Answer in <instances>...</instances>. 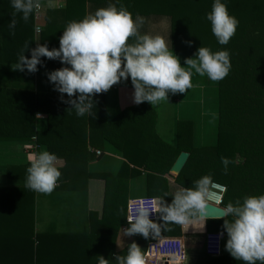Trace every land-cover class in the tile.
Returning a JSON list of instances; mask_svg holds the SVG:
<instances>
[{
  "label": "trees",
  "instance_id": "16d2710c",
  "mask_svg": "<svg viewBox=\"0 0 264 264\" xmlns=\"http://www.w3.org/2000/svg\"><path fill=\"white\" fill-rule=\"evenodd\" d=\"M45 1L41 0V3ZM221 2L227 5L229 15L239 21L235 35L226 45L218 43L211 31V22L207 20L214 0H68L65 8L67 11L69 5L73 4L78 5V10H81L80 19L73 17L71 21L82 20L91 3H113L117 8L123 5L133 16L137 13L162 14L169 20L172 49L191 56H195L201 46L209 48L213 53L228 51L231 68L224 79L217 81L218 120L216 140L211 145L196 147L187 144L186 141L191 138V123L182 121L179 122L177 145L173 147L163 143L155 135V113L147 105L126 108L108 121L105 93L92 97L95 103L90 114L78 116L71 109L72 106L64 102L69 99L67 95L61 98L62 95L55 93L0 86V137L19 140L35 137V142L43 144L51 140H69L68 143L72 145L47 146L48 151L58 157L57 162L61 163L58 186L66 190H84L89 178L104 181L102 212L100 217L96 212L90 213V230L83 234H58L50 241H86L88 246L85 259L78 261V264H98L96 257L99 255L109 260L110 264H115L114 255L126 254L127 246L132 242H136L144 253L151 236L144 238L140 234L133 235L121 250L115 251L114 248L121 227L130 226L126 221L129 179L146 170L147 195L164 199L165 203L170 204L173 192L164 174L169 172L180 151L189 152L184 166L174 177V182L180 187H193L196 180L210 175L213 182L226 186L221 204L223 207L229 202L235 204L237 200L242 203L246 196L264 195V0ZM52 12H47L43 25L40 19L34 18V12L27 22L22 19L21 13H17L15 28H9L14 9L11 0H0V61L16 64L25 45H29V50L24 53L28 58H31V49L38 43L46 44L49 50L58 49L59 39L63 34V31L60 34L58 30L63 26L61 23L56 26L49 20ZM69 21L67 19L64 22V27ZM36 25L40 26L38 33L35 32ZM131 42L130 38L129 43ZM37 66L70 67L61 64L59 60H49L46 57H41V64ZM38 111L47 114L46 130L35 129V115ZM66 114L71 115L72 124L77 126V130L67 126L64 128L65 132L59 135L55 125L60 121L64 122ZM105 140L121 152L124 160L115 174L91 173L87 170V164L94 153L87 144L101 147ZM222 156L232 161L227 174L221 163ZM224 219L226 218L207 219L206 232L224 229ZM228 219L231 220L232 217ZM154 222L163 223L160 213ZM181 234L179 224L161 226L160 236ZM15 235L20 241L0 238V254L14 251L21 256L15 264H28V255L29 264H38L43 234H36L33 239L30 227L29 231L13 230V236ZM191 235L187 234L188 237ZM193 236L199 240L204 237L201 233H194ZM68 237L76 238L70 240ZM73 253L75 254V250ZM50 254H53L51 248ZM0 264L11 263L0 259ZM203 264L245 262L237 261L228 252L209 256ZM256 264L260 262L257 261Z\"/></svg>",
  "mask_w": 264,
  "mask_h": 264
},
{
  "label": "clouds",
  "instance_id": "9594fccd",
  "mask_svg": "<svg viewBox=\"0 0 264 264\" xmlns=\"http://www.w3.org/2000/svg\"><path fill=\"white\" fill-rule=\"evenodd\" d=\"M14 9L9 28H15V15L22 14L27 22L34 11L41 8V0H11ZM51 6V0H49ZM211 31L221 45H226L235 35L239 21L229 15L227 5L214 0L212 10L207 14ZM145 20L133 15L123 5L115 4L99 8L82 20L69 21L59 39V48L49 50L47 45L37 44L31 49V58L25 56L29 45L18 57L13 70L35 73L41 57L59 60L61 67L47 73L56 91L67 94L64 101L72 106L78 116L90 114L93 96L108 92L113 85L131 78L134 88L133 100L139 105L148 102L152 106L168 100V93H185L192 87L193 71L205 75L212 81L224 79L231 68L228 51L212 52L207 47H199L194 58L180 59L166 40L160 35L141 34ZM40 29H36L39 31ZM130 38L132 42L129 43ZM189 44L191 42H188ZM78 94V95H77ZM76 97V98H72ZM58 157L47 150L29 157L25 186L35 192L50 194L57 186L61 172L57 167ZM225 174L232 163L221 157ZM213 183L210 175H204L194 182L193 187H180L171 196L170 204L164 199L154 198L151 202L141 201L135 207L129 206L127 220L129 227L123 230L126 236L140 234L156 239L165 224L183 225L193 218L206 219V199ZM226 190V189H225ZM167 196V194H166ZM159 212L163 223L151 220L150 213ZM228 217H232L231 220ZM216 219H224L223 228L227 232L226 250L237 261L245 264H264V195L246 196L241 203L229 202L220 210ZM98 264H110L102 255L96 257ZM115 264H145V256L136 242L127 246L126 254L114 255Z\"/></svg>",
  "mask_w": 264,
  "mask_h": 264
},
{
  "label": "crops",
  "instance_id": "0c3cea01",
  "mask_svg": "<svg viewBox=\"0 0 264 264\" xmlns=\"http://www.w3.org/2000/svg\"><path fill=\"white\" fill-rule=\"evenodd\" d=\"M67 1L51 0V6H49V0L42 3L41 24L45 23L47 12L53 11L49 14V20L53 21L56 26L60 23L62 24L63 28L58 30L61 34L65 28L64 22L67 19L70 21L73 17L76 20L80 19L81 10H78V5H69L68 10H65ZM109 4L91 3L90 7L87 8V15L90 13L94 14L97 9L107 7ZM137 15L145 20L140 28L141 34L147 33L162 36L171 50L168 17L162 14L137 13L133 16V19ZM172 51L179 57L183 67H187L184 63L185 58H194V56L174 49ZM15 65V63L0 61L1 87L62 95L54 90L55 85L49 81L47 76V73L59 68L37 66L38 70L35 73H29L26 68L24 71L13 70L12 68ZM192 71V87L185 93L173 95L169 92L168 100L161 101L153 106L148 102L139 104L147 105L154 111L155 135L163 143L173 147L177 145L179 122L181 123V121L191 123L189 129L191 138L187 140L188 142L186 141L187 144L190 143L193 146L200 147L211 145L216 140L218 120L217 81L210 80L206 75L201 77L194 70ZM133 93L134 88L130 77L127 81L122 79L120 83L113 85L105 93L106 117L108 121L118 116L126 108L139 106L134 103ZM66 115L68 119L65 117L64 122L60 121V123L55 125L59 135L65 132L64 128H67V126L77 130V126L72 124L73 118L71 115ZM35 129H47V114L45 112L38 111L36 113ZM68 141L62 139L51 140L47 144H43L34 142L32 137L23 140L0 137V238L8 241H20L17 238L18 236H13V230L29 231L30 227L33 230V239L36 234H43L41 239L43 247L40 249L41 253L37 259L38 264H62L63 262L64 264H78V261L84 260L86 247L88 246L86 241L50 242L51 238L56 237L58 234L87 233L90 230V213L96 212L98 217H100L102 212L104 193V181L102 179L89 178L87 188L84 190H66L60 188L58 186L59 181H57V186L50 194L35 192L25 186L26 169L30 166L29 157L44 150L48 151V144L59 145V147L72 145ZM87 147L94 153V157L87 164V170L91 173L108 172L115 174L120 167L121 161L124 160L121 152L107 140L103 142L101 147H94L89 144H87ZM95 150H99L100 153L96 154ZM154 156L156 158V155ZM57 167L60 171L61 163L57 162ZM164 176L168 179L173 193L180 188L174 182L176 175L170 169ZM146 181V170L130 178L127 198L147 195ZM5 188L8 190H4ZM201 220L199 217L191 219L190 222L181 225V235H174L182 236L185 240L188 253L185 264H203L209 258L203 250L207 219H203L202 223ZM218 231L224 232L221 241V254L228 253L226 250L227 232L224 229ZM188 233L192 235L188 237ZM194 233H201L204 237L199 240L193 236ZM68 238L73 240L76 237ZM131 239L132 236L124 235L123 230L120 229L114 243L115 251L121 250ZM50 248L53 254H50ZM74 250L75 254L73 253ZM78 251L79 253L77 254ZM42 252L44 253L42 254ZM67 252L73 254H66ZM0 259L15 264L21 259V256L13 251L9 254L1 253ZM27 259L29 264V255Z\"/></svg>",
  "mask_w": 264,
  "mask_h": 264
},
{
  "label": "built area",
  "instance_id": "2783aa9c",
  "mask_svg": "<svg viewBox=\"0 0 264 264\" xmlns=\"http://www.w3.org/2000/svg\"><path fill=\"white\" fill-rule=\"evenodd\" d=\"M41 5L42 6L39 11H34L35 19H40L41 17L43 4L41 3ZM37 28L40 29V26L36 25L35 27V32L38 33L39 31H36ZM32 139L35 142V137H32ZM95 152L96 154L100 153L99 150H95ZM213 183L218 185V187L211 189L210 195L206 201L216 206L223 207L221 204L223 201V195L226 191V186L217 182ZM154 198L156 197L145 195L128 199L126 204V221L128 222L127 216L129 215L130 204L135 207L141 201L151 202ZM149 218L153 221H156L159 218V212L150 213ZM126 228V225L121 227L122 230ZM223 236V231L206 232L203 244L204 253L208 256L220 255L221 241ZM144 256L145 264H185L188 253L185 240L182 236L165 235L159 236L156 239L150 237V240L148 241L147 247L144 251Z\"/></svg>",
  "mask_w": 264,
  "mask_h": 264
},
{
  "label": "water",
  "instance_id": "95a60500",
  "mask_svg": "<svg viewBox=\"0 0 264 264\" xmlns=\"http://www.w3.org/2000/svg\"><path fill=\"white\" fill-rule=\"evenodd\" d=\"M189 156L188 151H180V153L177 155L176 159L174 160L173 164L170 167V171L177 175L182 167L184 166L187 158ZM207 204V216L206 219H216L215 216L220 214V210L224 207L216 206L214 204H211L206 201Z\"/></svg>",
  "mask_w": 264,
  "mask_h": 264
},
{
  "label": "rangeland",
  "instance_id": "374dc122",
  "mask_svg": "<svg viewBox=\"0 0 264 264\" xmlns=\"http://www.w3.org/2000/svg\"><path fill=\"white\" fill-rule=\"evenodd\" d=\"M196 221H199V220H196ZM203 221H204V220L202 219V220H201V223H202Z\"/></svg>",
  "mask_w": 264,
  "mask_h": 264
}]
</instances>
